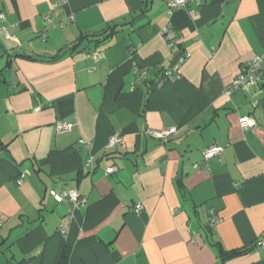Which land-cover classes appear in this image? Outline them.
<instances>
[{"label":"crops","instance_id":"0c3cea01","mask_svg":"<svg viewBox=\"0 0 264 264\" xmlns=\"http://www.w3.org/2000/svg\"><path fill=\"white\" fill-rule=\"evenodd\" d=\"M167 1L0 0V264H264V82L225 94L264 54V0ZM164 28L191 55L176 81Z\"/></svg>","mask_w":264,"mask_h":264},{"label":"built area","instance_id":"2783aa9c","mask_svg":"<svg viewBox=\"0 0 264 264\" xmlns=\"http://www.w3.org/2000/svg\"><path fill=\"white\" fill-rule=\"evenodd\" d=\"M214 0H168L167 5L169 8V13L171 14L174 10L178 8H185L188 6L189 3H195L198 7L202 6L203 4H206L208 2H212ZM61 4H65V0H61ZM54 15V13H52ZM1 19L4 20V15H0ZM49 20L50 17H47ZM2 32H4L8 38H11L8 34L6 28H1ZM169 28H164L163 35L168 41V45L172 49L178 50V56L176 59L175 65L172 67V69L168 70L165 75L172 78L174 81L178 80L180 78V75L177 73L179 71L180 65L187 62L190 58V53L184 52L180 50L182 39H171L169 37ZM90 56L95 60L99 61L101 58H103V53L99 50L91 51ZM173 73H177L173 75ZM173 75V76H172ZM148 80L147 73L145 71L141 72L136 81L133 83V88H136L137 85H141L143 83H146ZM264 82V54L261 56L254 57L252 60L244 64L236 77V79L225 89V94L227 96L233 95L235 92L239 91L245 84L248 83H261ZM137 84V85H136ZM36 111H40V108H36ZM241 127L245 130L254 128L256 126V122L254 119L250 117H242L240 119ZM74 124L71 122H65V121H59L56 124V131L58 134H66L73 130ZM176 128H170V129H164V130H152L149 129L146 131L147 136L151 138L158 139L162 142H167L172 136H174L177 133ZM124 142V138L121 134H114L112 135L108 140V147L109 149L116 148L120 145H122ZM223 148L219 145H214L210 148H208L203 156L204 160L207 162L211 159H217L220 158V156L223 153ZM89 163H92V160L89 161ZM116 171V168L111 167L107 170L108 174H112ZM21 182V180L19 181ZM52 198L58 202H71L75 204V206H83L86 204V199L83 198L76 190H65V191H55L52 190L50 192ZM142 210V206L138 205L135 208V211L139 213ZM212 216L214 215L213 212ZM220 222V220L213 216L211 219L210 224L212 226L217 225ZM65 231V228H64ZM256 248H264V236L259 238L255 245Z\"/></svg>","mask_w":264,"mask_h":264},{"label":"trees","instance_id":"16d2710c","mask_svg":"<svg viewBox=\"0 0 264 264\" xmlns=\"http://www.w3.org/2000/svg\"><path fill=\"white\" fill-rule=\"evenodd\" d=\"M117 27L118 26L110 27L108 30L104 31L101 34H93V35L83 36L81 39L78 40L77 44L74 45L73 50H77L80 47V45H82L85 41L90 42V43H94V45L97 47L104 44L106 41H108L109 38H111L114 34L117 33L116 32ZM64 54H65V52L58 55L56 58H51L49 61L58 60ZM29 58H31V57H29ZM146 82H148V80ZM238 254H239L238 252H235L234 254L230 255L229 257H232L233 255L236 256Z\"/></svg>","mask_w":264,"mask_h":264}]
</instances>
